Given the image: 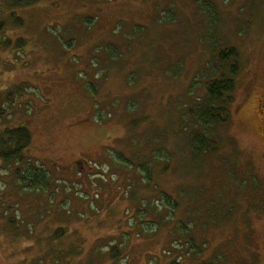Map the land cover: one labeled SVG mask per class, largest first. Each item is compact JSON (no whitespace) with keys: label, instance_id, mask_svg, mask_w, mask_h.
Masks as SVG:
<instances>
[{"label":"rangeland","instance_id":"rangeland-1","mask_svg":"<svg viewBox=\"0 0 264 264\" xmlns=\"http://www.w3.org/2000/svg\"><path fill=\"white\" fill-rule=\"evenodd\" d=\"M0 24V93L26 86L0 132L27 127L51 180L32 191L0 160V264H62L55 246L65 264H264V0H0ZM227 47L234 116L194 159L188 111Z\"/></svg>","mask_w":264,"mask_h":264},{"label":"trees","instance_id":"trees-1","mask_svg":"<svg viewBox=\"0 0 264 264\" xmlns=\"http://www.w3.org/2000/svg\"><path fill=\"white\" fill-rule=\"evenodd\" d=\"M42 0H6L11 11L16 8L30 7L38 4ZM212 11L214 8L208 7ZM170 10V11H169ZM169 14H164L161 18V24L175 22L176 19L172 9ZM206 10V9H205ZM215 11V10H214ZM165 15V16H164ZM15 17V13L12 12ZM15 23L22 26L23 20L15 17ZM216 18L211 20V26L216 25ZM3 24H0L2 27ZM212 52L216 51L217 43L209 38ZM2 43L11 46L12 43L5 37ZM25 43L18 41L17 48H22ZM208 68L210 76L205 88V96L198 101L197 106L189 109L188 114L192 122H190L191 135L189 138V147L194 159L201 156L212 155L217 151L216 133L219 127L228 123L234 116L235 95L237 90V77L241 71V58L239 51L235 47H227L221 49L209 61ZM26 90L25 85L11 86L0 93V119L6 115V110L2 108L3 104L8 102L12 104L15 98L20 97ZM33 137L31 131L27 127L6 128L0 132V160L2 162V170L15 165V175L19 182L30 190H47L50 187L49 176L42 167H35L25 152L31 147ZM23 166V167H21ZM150 176V175H148ZM164 206L177 208V204L170 197L164 195ZM173 212V209H172ZM32 233V232H31ZM56 240L64 238V233L56 232L54 236ZM57 242V241H56ZM57 247V246H55ZM52 249V256L60 260V263H70L71 255H65L63 250ZM59 247V246H58ZM58 250V251H56ZM70 250L68 251V253ZM119 255L114 252L113 259L116 260ZM45 256L41 257V261L45 260Z\"/></svg>","mask_w":264,"mask_h":264},{"label":"flooded vegetation","instance_id":"flooded-vegetation-1","mask_svg":"<svg viewBox=\"0 0 264 264\" xmlns=\"http://www.w3.org/2000/svg\"><path fill=\"white\" fill-rule=\"evenodd\" d=\"M260 108L264 109V96L261 99H259V109ZM259 117H260V122H262V126L264 128V112L260 111Z\"/></svg>","mask_w":264,"mask_h":264}]
</instances>
